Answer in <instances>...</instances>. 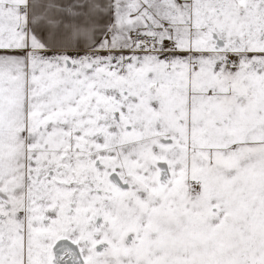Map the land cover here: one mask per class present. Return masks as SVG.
Masks as SVG:
<instances>
[{"label": "snow or ice", "instance_id": "obj_1", "mask_svg": "<svg viewBox=\"0 0 264 264\" xmlns=\"http://www.w3.org/2000/svg\"><path fill=\"white\" fill-rule=\"evenodd\" d=\"M0 264H264V0H0Z\"/></svg>", "mask_w": 264, "mask_h": 264}]
</instances>
